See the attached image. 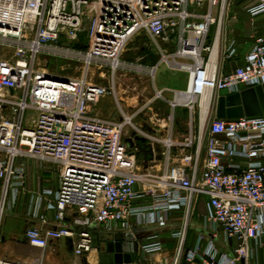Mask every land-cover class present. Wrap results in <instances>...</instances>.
<instances>
[{
	"label": "built area",
	"instance_id": "2783aa9c",
	"mask_svg": "<svg viewBox=\"0 0 264 264\" xmlns=\"http://www.w3.org/2000/svg\"><path fill=\"white\" fill-rule=\"evenodd\" d=\"M230 5L231 0H0V43L15 48L11 57L0 58V237L4 214L26 190L24 160L34 158L57 165L58 186L30 193L26 213L45 222L53 212L59 225L29 228L25 235L32 246L46 250L73 237L74 254L89 257L100 226L118 223L125 230L132 217L163 226L168 213L189 211L204 195L214 237L221 231L225 242L234 239L237 245L233 255L221 253L214 237L203 247L201 235L186 260L249 264L253 247L264 241V114L223 119L216 106L221 90L235 93L264 83V38H257L242 65L225 71L237 52L235 41L219 48ZM247 12L252 17L264 13V0L250 4ZM83 30L90 42L79 51L82 76L37 67L40 53L48 48L54 55L69 52L58 45L60 38L77 39ZM143 34L159 51L160 63L188 73L186 89L173 90L168 100L173 109L190 114V133L182 141L137 127L133 120L140 111L122 112L113 120L89 114V106L116 92L122 56ZM95 63L112 70V86L89 82L87 71ZM155 98L166 100L163 90ZM128 124L143 138L134 137L133 148L123 140ZM157 145L162 147L158 154ZM158 160L164 161L160 170ZM147 196L150 203L134 204ZM163 247L159 239L142 246L148 254Z\"/></svg>",
	"mask_w": 264,
	"mask_h": 264
},
{
	"label": "crops",
	"instance_id": "0c3cea01",
	"mask_svg": "<svg viewBox=\"0 0 264 264\" xmlns=\"http://www.w3.org/2000/svg\"><path fill=\"white\" fill-rule=\"evenodd\" d=\"M254 2H256V0H231V5L227 11L226 20L220 37L219 48L222 50L226 48L230 41H235L237 52L233 59L226 62L225 71L242 65L245 56L253 49L257 38H264V13L252 17L247 12V7ZM214 33L215 28H213V36ZM146 37L152 42L148 36ZM137 49L142 50L143 55L138 58V61H141L145 69H156L154 77L156 83L158 66L161 64V55L159 51L154 46L153 42L150 43V46L143 45ZM187 84L188 73L185 88L175 90H185ZM110 85L112 86V83L105 86ZM121 87L122 84L119 83V80L117 81L116 77V92L112 94L110 104L106 105L103 103L105 101L101 98L98 104L89 106V114L102 119L113 120L122 116V112L132 115L140 111L134 117V123L137 127L160 137L172 136L177 141L184 140L186 137L184 136L185 132L182 131L184 124H180L176 119V111L181 107H177L176 109L172 108V110L170 108L171 104L169 103V105L168 102L164 100L166 104H168V108H164V102L153 104L152 106L149 101L140 108L133 110L129 108L130 104H126L124 100L119 98V94L121 93L119 90ZM168 89L170 88L165 87L162 89L163 95ZM167 99L171 100L172 98ZM116 113H118V117L114 116ZM171 116H173V119H171ZM156 149L157 154L160 153L162 149L161 145H157ZM150 155L148 157L149 159L152 158ZM24 164L27 170L26 190L21 194L15 208L8 210L4 214L1 223L0 244L9 242L12 244V248L1 251L0 260L17 259L32 261L37 259L41 261V264H86L89 260L91 263L100 261L103 264H115L113 262L114 255L107 250V245L109 242H114L123 238L124 241L126 240V251H130L133 255V262L131 264H143V260H145L146 264H172L173 259L176 257L175 253L179 251L182 241L181 264H192L186 260V252L195 245L199 236H203L202 244L203 247H205L215 235L213 226H210L205 219L207 198L201 195L193 203L191 210L187 211L186 209H181L168 213L166 216V224L163 226L158 224H143L141 220L136 217L129 219V227L125 230L122 229L118 223H113L110 226H100L97 230L98 235L95 241L96 249L89 257L87 255L76 256L74 254L75 238L73 237H64L55 241L46 250L32 246L27 241L25 235L29 228H48L57 227L59 225L54 220L53 212L48 214V219L45 222L32 219L26 213L30 193L40 191L43 188H57L58 176L55 172L57 165L53 162H46L34 158L25 159ZM150 201L151 198L147 196L145 198L136 199L134 204L141 206L150 203ZM8 222L14 223V228L9 232V238H7V232L3 231L4 225ZM152 234L160 235L159 239L164 247L160 252L148 254L143 250L142 246L148 242V240H152L148 239ZM217 235L218 236L214 238L221 253L233 255L237 241L232 239L229 243L225 242L221 231H218ZM6 238L8 241H6ZM253 248L254 256L250 259L249 264H264V241L262 245H257ZM194 264L199 263L197 262ZM237 264H245V262L241 260Z\"/></svg>",
	"mask_w": 264,
	"mask_h": 264
},
{
	"label": "rangeland",
	"instance_id": "374dc122",
	"mask_svg": "<svg viewBox=\"0 0 264 264\" xmlns=\"http://www.w3.org/2000/svg\"><path fill=\"white\" fill-rule=\"evenodd\" d=\"M89 42L90 40L88 38V33L86 30L79 32L77 39L68 38L66 37V35H63L62 38H60L58 45L63 47H69L71 50L69 52L61 51L63 53L54 55V48H48L47 51L42 52L38 55L36 65L38 68L46 70L55 75L80 77L82 76L85 70V64L81 59L82 56L80 55L79 51H83L89 45ZM150 43L152 42H150V40L147 39L146 35L144 34L140 35V37L133 38V40L128 46V49L122 56V67L119 68L115 74V76L117 77V81L119 80V83L122 84V87L119 90L121 92L119 94V98H121V100H124L126 104H130L129 108L133 110L140 108L149 101L150 105L152 106L153 104L155 105L164 102V105H162L164 106V108H168L169 102L167 98L173 99V90L185 88L186 85L187 73L183 70L171 68L166 62H162L158 66L155 83V79L152 77L153 75L151 74L152 69L146 70L141 61H138V58L142 57L143 53L142 50L137 48L143 45L150 46ZM14 51V44L0 43V58H9L12 56ZM87 73L89 77V82L102 85L111 84L114 76V73L110 68L96 63L90 66ZM165 87L170 88L166 90L164 94V97L166 99L165 101H167L168 104H166V102L162 98H155L157 90H162ZM111 96L112 94L110 93L105 94L102 97V100L105 101L103 103L109 105L112 99ZM170 108L172 109L171 106ZM183 109L184 108L182 107L177 109L176 119L180 124H184L182 131L185 132L184 136L187 137L190 133L188 125L190 114L185 109ZM114 116L118 117L119 115L118 113H116L114 114ZM134 122L135 121L133 120V123ZM197 135L198 136L196 137L198 141V129ZM134 137H136V134L134 133L133 126L131 124H128V126H126L125 128V135L123 137V140L130 146V148L134 147ZM202 147L203 152H205L206 144H203ZM156 163L160 164V166L157 167L158 170L164 167V161L158 160ZM55 172L58 173L57 169ZM13 226V222H8L4 225L3 231L7 232V238L10 237L9 232L14 228ZM159 236L160 235L158 234H152L148 239H159ZM7 238L6 241H8ZM7 248H12V244L9 242H3L0 244V252ZM178 253L179 251L175 253L176 257L178 256ZM176 257L175 259H173L172 264H176ZM143 264H146L145 260H143ZM178 264H181V258L179 259Z\"/></svg>",
	"mask_w": 264,
	"mask_h": 264
},
{
	"label": "water",
	"instance_id": "95a60500",
	"mask_svg": "<svg viewBox=\"0 0 264 264\" xmlns=\"http://www.w3.org/2000/svg\"><path fill=\"white\" fill-rule=\"evenodd\" d=\"M216 114L219 118H240L244 116H257L264 114V83L244 88L239 92L229 93L228 90H221L219 93ZM141 141V136H136ZM126 240L120 238L117 241L109 242L107 250L114 255V263H132L133 255L126 251Z\"/></svg>",
	"mask_w": 264,
	"mask_h": 264
},
{
	"label": "bare ground",
	"instance_id": "6f19581e",
	"mask_svg": "<svg viewBox=\"0 0 264 264\" xmlns=\"http://www.w3.org/2000/svg\"><path fill=\"white\" fill-rule=\"evenodd\" d=\"M207 111L204 112V115L206 114Z\"/></svg>",
	"mask_w": 264,
	"mask_h": 264
}]
</instances>
